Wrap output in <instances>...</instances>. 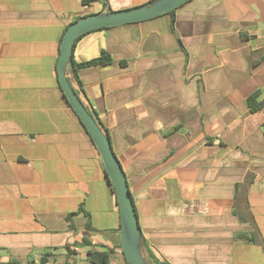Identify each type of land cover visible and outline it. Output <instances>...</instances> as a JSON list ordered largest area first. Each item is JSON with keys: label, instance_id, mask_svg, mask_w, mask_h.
I'll use <instances>...</instances> for the list:
<instances>
[{"label": "crops", "instance_id": "crops-1", "mask_svg": "<svg viewBox=\"0 0 264 264\" xmlns=\"http://www.w3.org/2000/svg\"><path fill=\"white\" fill-rule=\"evenodd\" d=\"M105 1L0 0V263L91 264L96 250L126 264L115 191L56 70L76 19L154 0ZM102 53L111 64L72 86L109 136L150 263L264 264V107L246 105L264 99V0L91 30L72 60Z\"/></svg>", "mask_w": 264, "mask_h": 264}, {"label": "water", "instance_id": "water-1", "mask_svg": "<svg viewBox=\"0 0 264 264\" xmlns=\"http://www.w3.org/2000/svg\"><path fill=\"white\" fill-rule=\"evenodd\" d=\"M187 1L154 0L148 4L122 11H112L106 6L105 10L100 13L83 16L71 23L65 30L60 43L56 66L58 82L63 96L96 146L109 182L115 191L120 212L119 245L128 264L151 263L144 251L138 219L126 177L112 150L109 136L101 129L95 113L86 108L73 89V45L79 36L88 31L117 27L159 17L173 11Z\"/></svg>", "mask_w": 264, "mask_h": 264}, {"label": "trees", "instance_id": "trees-1", "mask_svg": "<svg viewBox=\"0 0 264 264\" xmlns=\"http://www.w3.org/2000/svg\"><path fill=\"white\" fill-rule=\"evenodd\" d=\"M90 1L106 2L105 0H83L82 3L84 6H86V5H88V3ZM169 13L171 14V13H173V11H171ZM78 38H80V36ZM78 38L75 40V42L78 40ZM75 42H74V44H75ZM73 47H74V45H73ZM108 64H111V60L107 56V54H105V53H102L101 57H99L97 59H94V60H91L88 62H84V63H80V64H77L72 60V72H73L74 79L77 80L78 72L83 68H88V67L98 66V65H108ZM60 89H61V87H60ZM76 93H77V91H76ZM260 95H261V91H256L247 98L246 105L251 112H256V111H258L264 107V99L259 101ZM88 256H89V262L91 264H110V255L106 252H99L96 250H94V251L91 250L88 253ZM47 257H48L47 254L42 255V257L40 259V264H46L48 262ZM0 264H20V263H17L16 261H7V262L0 263ZM126 264H128V263H126ZM155 264H164V263H155Z\"/></svg>", "mask_w": 264, "mask_h": 264}, {"label": "rangeland", "instance_id": "rangeland-1", "mask_svg": "<svg viewBox=\"0 0 264 264\" xmlns=\"http://www.w3.org/2000/svg\"><path fill=\"white\" fill-rule=\"evenodd\" d=\"M58 250H59V252H58L59 255H61L63 251H61V248H59ZM4 256H6V252H5V251H3V252L1 253V257H4ZM57 258H58V257H57ZM58 259H59V258H58Z\"/></svg>", "mask_w": 264, "mask_h": 264}]
</instances>
